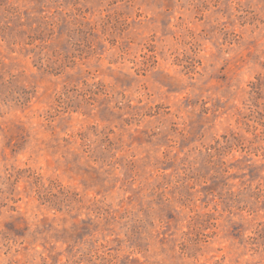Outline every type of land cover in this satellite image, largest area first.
<instances>
[{
  "label": "rangeland",
  "instance_id": "1",
  "mask_svg": "<svg viewBox=\"0 0 264 264\" xmlns=\"http://www.w3.org/2000/svg\"><path fill=\"white\" fill-rule=\"evenodd\" d=\"M0 264H264V0H0Z\"/></svg>",
  "mask_w": 264,
  "mask_h": 264
}]
</instances>
